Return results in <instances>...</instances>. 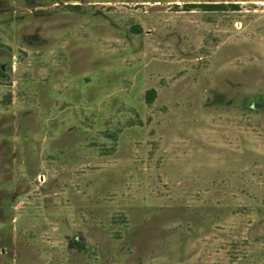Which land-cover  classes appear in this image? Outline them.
<instances>
[{"label":"rangeland","instance_id":"obj_1","mask_svg":"<svg viewBox=\"0 0 264 264\" xmlns=\"http://www.w3.org/2000/svg\"><path fill=\"white\" fill-rule=\"evenodd\" d=\"M0 264H264V0H0Z\"/></svg>","mask_w":264,"mask_h":264},{"label":"trees","instance_id":"obj_2","mask_svg":"<svg viewBox=\"0 0 264 264\" xmlns=\"http://www.w3.org/2000/svg\"><path fill=\"white\" fill-rule=\"evenodd\" d=\"M210 9L209 10H216V9H220V8H222V7H220V6H215V7H213V6H211V7H209ZM191 10V9H190ZM207 10V9H206ZM74 245H76V248H77V246H78V249H81V247H82V245H79V243L77 242V241H75L74 242Z\"/></svg>","mask_w":264,"mask_h":264}]
</instances>
